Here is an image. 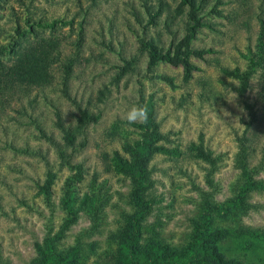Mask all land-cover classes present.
<instances>
[{
    "label": "rangeland",
    "instance_id": "rangeland-1",
    "mask_svg": "<svg viewBox=\"0 0 264 264\" xmlns=\"http://www.w3.org/2000/svg\"><path fill=\"white\" fill-rule=\"evenodd\" d=\"M190 1L0 0L1 60L9 61L26 39L56 36L60 43L50 83L27 89L0 114V257L6 264H50L36 246L62 224L58 197L76 170V217L56 241L60 254L74 250L71 264H118L109 257L128 236L135 238L136 258L126 264L148 262L161 244L181 246L198 220V189H212L201 151L214 162L213 199L224 203L238 175L232 160L243 135L253 149L250 165H260L252 173L257 182L245 208L230 207L214 219L209 230L219 233L210 244L229 264H264V70L248 78L243 92L231 74L243 71L255 50L264 0ZM191 26L182 62L149 64L151 46L172 56ZM63 62L70 65L66 75ZM137 104L147 105L161 133L148 163L152 202L141 218L129 203L120 164L127 157L123 145L144 132L125 118ZM90 185L105 199L92 230ZM237 225L250 231L238 232Z\"/></svg>",
    "mask_w": 264,
    "mask_h": 264
},
{
    "label": "trees",
    "instance_id": "trees-1",
    "mask_svg": "<svg viewBox=\"0 0 264 264\" xmlns=\"http://www.w3.org/2000/svg\"><path fill=\"white\" fill-rule=\"evenodd\" d=\"M189 3L193 6L192 0ZM192 32L193 26L189 28V33L175 44L172 56L167 53H156L154 47L151 46L149 64H153L158 59L170 64L182 62L181 57H179L182 53L181 46L187 44L188 39L192 36ZM59 44L56 36L33 37L26 39L16 49L9 61L0 59V114L11 100L23 95L27 89L41 87L50 83L51 65L59 60ZM259 68L264 70V19L262 18H259L255 50L249 53L245 69L241 72H231L239 80V92L244 91L247 87L248 78ZM69 71V63H61V72L66 75ZM139 127L144 129L142 138L133 145H123L127 157L121 158L120 164L122 165L124 175L128 179L129 203L137 207V216L141 218L143 213L149 209L152 202L151 187L153 181L148 163L153 152L157 150V146H154V143L161 138V133L156 129L151 112H149L148 123H141ZM252 152L253 149L249 138L243 135L238 140L237 150L232 160V165L238 171V175L229 184L228 191L230 196L225 199L224 203L219 204L213 199L215 184L212 179V172L214 171V162L207 153L201 151L203 159L211 166L205 173L204 179L206 184L212 189H198V220L193 223L186 237L188 241L178 247L161 244L150 252L149 261H145L143 264H229L228 260L210 244V242L214 241L219 231L215 230L212 232L209 228L214 225V219L228 213L230 207L233 209L236 206L241 208L247 206L246 195L257 182L252 180V173L257 171V168L260 166L250 165V155ZM80 177V172L76 170L64 178L61 193L58 197V205L63 209L65 214L63 222L53 235H50L48 229L47 236L43 238L41 244L36 246V252L39 256L50 264H71L73 262L74 250L68 249L64 254H60L57 251L56 241L63 231L75 220L76 211L72 206L75 198L74 183ZM90 186L92 192L90 193L88 215L91 221L89 229L92 230L98 224L105 199L98 194H94V187L93 185ZM42 190L44 201L47 205L51 206L49 189L45 184ZM230 214L232 215L233 213ZM235 230L238 232L250 231L249 228L240 225H237ZM134 240V236H128L126 240L122 241L117 253L110 255L109 260L116 258L115 260H117L118 264L133 263L136 258ZM0 264H6L1 257Z\"/></svg>",
    "mask_w": 264,
    "mask_h": 264
},
{
    "label": "clouds",
    "instance_id": "clouds-1",
    "mask_svg": "<svg viewBox=\"0 0 264 264\" xmlns=\"http://www.w3.org/2000/svg\"><path fill=\"white\" fill-rule=\"evenodd\" d=\"M128 123L147 124L149 121V109L147 105H133L126 113Z\"/></svg>",
    "mask_w": 264,
    "mask_h": 264
}]
</instances>
